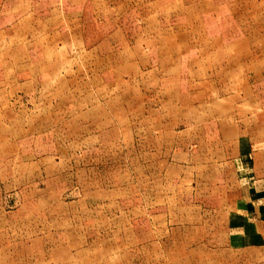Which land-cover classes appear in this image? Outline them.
Listing matches in <instances>:
<instances>
[{
	"label": "rangeland",
	"instance_id": "1",
	"mask_svg": "<svg viewBox=\"0 0 264 264\" xmlns=\"http://www.w3.org/2000/svg\"><path fill=\"white\" fill-rule=\"evenodd\" d=\"M263 163L264 0H0V264H264Z\"/></svg>",
	"mask_w": 264,
	"mask_h": 264
},
{
	"label": "crops",
	"instance_id": "2",
	"mask_svg": "<svg viewBox=\"0 0 264 264\" xmlns=\"http://www.w3.org/2000/svg\"><path fill=\"white\" fill-rule=\"evenodd\" d=\"M88 51V50H87ZM94 51H92V54H94L93 53ZM97 52V54H98V51H96ZM96 54V55H97ZM97 60H98V58H97ZM235 129H237L238 130V136H241V132L239 131V129L238 128H235ZM225 132H226V128L225 129H220V131H219V133H217V135H215V137L217 136L218 137V141L217 142H219V144H217L216 142L213 144V147H212V144H209L208 146H210L209 147V151H212L213 150V152H215L216 153V155L217 154H219V153H221V151L223 152V159L222 160H216V158H218L219 156H214V159H213V163H212V167L213 168H217V167H221L222 165H223V167H226V166H238L239 167V165L240 164H242V162H243V157L245 156H247V153L250 151V152H253V151H255V150H257V149H253V146H251V148H249L248 149V146L246 145V144H244L243 146H242V143H239L238 145H235L234 146V149H232V150H234L235 152H236V154L235 155H237V156H239V159H235V157H237V156H233L232 154H231V149L230 148H228L225 144H221V140H219L220 139V137H222L223 135H224V140H225V137H226V134H225ZM222 133V134H221ZM245 134V133H244ZM238 152V153H237ZM242 152L243 153H245L244 155H242ZM257 152V154H254L253 156L255 157V158H257V160H259L260 158H262V155H260V153H258L259 151H256ZM262 153V152H261ZM219 158H221V156L219 157ZM228 160H229V162H228ZM221 161L222 162H224L223 164H221ZM220 162V163H219ZM261 167H264V163L263 164H261ZM245 168V167H244ZM217 171V170H216ZM213 173V172H212ZM247 173V172H246ZM214 174V173H213ZM219 174H217L216 172H215V175L214 176H216V177H219L218 176ZM211 176H213V175H211ZM257 181H256V183L257 184H259V190H261L260 192H261V194H264V175H257ZM263 196V195H262ZM263 201V205H264V199H262ZM260 219H262V220H260ZM257 224H256V231L258 232V234H259V241H257V243L259 244V245H264V207H262L261 208V210H260V214L257 216ZM260 242H262V243H260ZM259 245H257L258 247H259ZM258 247H256V248H258ZM261 248H263V246H260ZM259 247V248H260Z\"/></svg>",
	"mask_w": 264,
	"mask_h": 264
}]
</instances>
